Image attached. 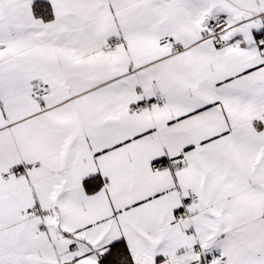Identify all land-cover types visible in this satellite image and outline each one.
I'll return each mask as SVG.
<instances>
[{
    "label": "snow or ice",
    "instance_id": "obj_1",
    "mask_svg": "<svg viewBox=\"0 0 264 264\" xmlns=\"http://www.w3.org/2000/svg\"><path fill=\"white\" fill-rule=\"evenodd\" d=\"M0 264H264V0H0Z\"/></svg>",
    "mask_w": 264,
    "mask_h": 264
}]
</instances>
